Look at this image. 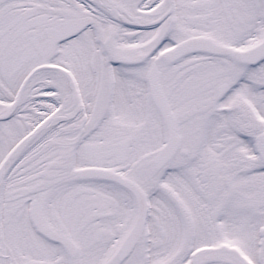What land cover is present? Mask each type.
Wrapping results in <instances>:
<instances>
[{"label": "snow or ice", "instance_id": "1", "mask_svg": "<svg viewBox=\"0 0 264 264\" xmlns=\"http://www.w3.org/2000/svg\"><path fill=\"white\" fill-rule=\"evenodd\" d=\"M0 264H264V0H0Z\"/></svg>", "mask_w": 264, "mask_h": 264}]
</instances>
